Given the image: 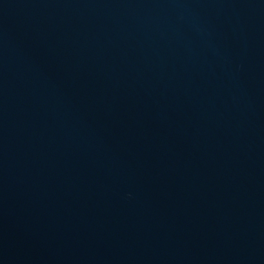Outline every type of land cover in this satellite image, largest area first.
Here are the masks:
<instances>
[{
  "label": "water",
  "instance_id": "water-1",
  "mask_svg": "<svg viewBox=\"0 0 264 264\" xmlns=\"http://www.w3.org/2000/svg\"><path fill=\"white\" fill-rule=\"evenodd\" d=\"M0 264H264V0H0Z\"/></svg>",
  "mask_w": 264,
  "mask_h": 264
}]
</instances>
